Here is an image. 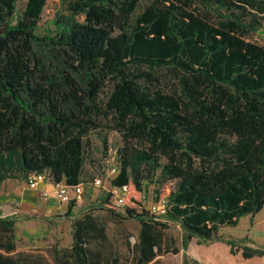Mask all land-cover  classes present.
<instances>
[{"label": "trees", "instance_id": "obj_1", "mask_svg": "<svg viewBox=\"0 0 264 264\" xmlns=\"http://www.w3.org/2000/svg\"><path fill=\"white\" fill-rule=\"evenodd\" d=\"M18 1L0 0V186L43 174L76 187L89 133L116 132L110 184L125 192L104 208L139 225L125 264H163L263 209L264 0ZM49 23L54 39L35 34ZM145 183L163 215L143 206ZM71 237L17 252L0 219V264H121L100 218L76 219Z\"/></svg>", "mask_w": 264, "mask_h": 264}, {"label": "rangeland", "instance_id": "obj_2", "mask_svg": "<svg viewBox=\"0 0 264 264\" xmlns=\"http://www.w3.org/2000/svg\"><path fill=\"white\" fill-rule=\"evenodd\" d=\"M25 1L19 0L17 12H22ZM146 4L142 1L140 10ZM59 15L67 16L59 2ZM76 21L82 22L81 17ZM35 34L39 37L55 38L56 29L52 23L39 28ZM259 44L264 45V36H257ZM122 147L120 136L110 130H98L89 133L85 139V161L81 175V194L70 192L67 200L58 197L56 187L46 175L45 181L36 190L29 187L27 180H7L0 186V219H12L15 222V244L17 252L31 254H50L53 249L69 248L72 244V223L86 214L100 218L107 227V234L115 244L121 264L128 257V246H133L139 232L135 221L120 220L105 211L104 200L110 193L116 196L120 191L111 187L116 176L118 150ZM95 181L100 183L95 185ZM143 206L155 215H163V205L153 202L152 186H143ZM72 206L68 216L67 208ZM116 214H122V208H116ZM168 234L179 244L181 231L172 226ZM246 255L248 258H245ZM264 264V207L253 218L239 219L234 228H224L219 239L202 241L192 239L186 251L177 255H166L163 264Z\"/></svg>", "mask_w": 264, "mask_h": 264}, {"label": "built area", "instance_id": "obj_3", "mask_svg": "<svg viewBox=\"0 0 264 264\" xmlns=\"http://www.w3.org/2000/svg\"><path fill=\"white\" fill-rule=\"evenodd\" d=\"M45 176L43 174L40 175H33L32 177H30L27 182L29 184L30 189L32 190H36L38 185L43 183L45 181ZM94 183H96L95 185L99 184V181H95ZM56 187V194L58 195V197L63 198L65 200H67L68 195L70 192H74V194H81V190H80V185L76 186V187H68L65 185L64 182L61 183H57L55 184ZM119 190V189H117ZM120 191V195L116 196V201H115V205L117 207H120L122 205V201L121 198L125 192V188H122ZM162 212L164 213V211L162 210Z\"/></svg>", "mask_w": 264, "mask_h": 264}]
</instances>
